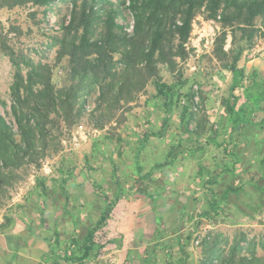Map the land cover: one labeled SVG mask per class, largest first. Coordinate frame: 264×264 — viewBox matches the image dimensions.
Segmentation results:
<instances>
[{
    "label": "rangeland",
    "instance_id": "1",
    "mask_svg": "<svg viewBox=\"0 0 264 264\" xmlns=\"http://www.w3.org/2000/svg\"><path fill=\"white\" fill-rule=\"evenodd\" d=\"M84 1L53 0L45 8L30 2L12 5L13 0H0V111L8 121L15 123L16 129L11 87L17 70L21 68L27 76L35 67L49 75L56 88H69L77 82L71 75V64L62 47L66 34L62 27L77 12V23L84 29ZM111 1L122 2V14L133 29L135 20L128 6L130 1ZM98 5L104 7L101 2ZM88 12L91 13L89 29L96 37L104 24L101 18L92 15L91 8ZM204 19L216 20L219 26L215 34L217 40L222 30L221 16L208 18L205 13H199L185 45L191 55L181 63L185 76L190 78L188 87L195 92L193 110L196 118L193 125L198 133L183 132L181 107L177 108L168 135L151 138L142 153L141 162L148 171L156 162L167 159L172 145H176L178 158L173 164L158 170L151 181L140 184L137 191L124 195L109 221V227L100 233L99 239L107 243L103 255L85 264L176 263L183 257L179 245L182 239L183 246L191 252L190 264H202L208 256L213 257V264H221L224 258H232L238 264L245 259L253 264L254 257L260 259L258 263L264 264V193L252 183L246 185L241 195H231V203L226 210L229 217L214 224L199 216V211L206 204L204 184L208 171H213L223 160V147L215 146L211 137L216 132L220 141L225 137V122L221 119L222 99L233 81L231 71L214 57L216 40L209 48L205 46V39L200 42ZM231 39L230 35L227 48ZM123 65L119 62L115 67L120 69ZM241 66L246 68L247 77L244 86L240 87V103L253 102L250 114L256 123L248 129L250 141L247 144L241 141L240 146L246 150L243 167L246 171L239 177H233L236 184L243 178L258 180L263 175L254 154L264 147V81L252 89L253 100L246 92L251 83L250 75L255 70L264 77L262 32L256 35L254 46L245 52ZM160 71L162 78L170 82L169 68L162 65ZM90 91V112L83 113L79 124L71 129L65 127L63 131L49 124V138L38 133V144L42 145L39 148L51 153L38 165H31L26 157L21 158L19 168H10L0 160V165L9 174L0 180L1 239L17 225L25 230L32 225L47 239H51L53 231L59 227L65 245L75 229L82 235L86 227L100 217L105 195L112 196L117 191L115 164L119 166L118 177L125 188L136 182V153L140 138L150 128H161L163 113L156 108V99L149 97L156 95L155 84L149 82L134 101L122 102L108 115L103 111L109 110V105L98 109L95 91ZM22 105V116L30 118L27 103ZM31 117L32 121L38 122ZM19 140L22 139L19 137ZM44 143L49 148L44 149ZM253 159L255 161L251 163ZM64 171L72 173L66 184L69 199L62 188ZM39 181H45L47 195L44 191L39 192ZM142 187L147 188L146 191L141 192ZM41 216L45 218L44 224H41ZM191 233H194L193 241L188 240ZM209 247L215 250V254H208ZM48 250L47 242V247H34L30 252L26 249L25 253L34 255L31 256L33 259H42Z\"/></svg>",
    "mask_w": 264,
    "mask_h": 264
},
{
    "label": "trees",
    "instance_id": "2",
    "mask_svg": "<svg viewBox=\"0 0 264 264\" xmlns=\"http://www.w3.org/2000/svg\"><path fill=\"white\" fill-rule=\"evenodd\" d=\"M52 1L13 0L12 5L30 2L36 7L46 8ZM129 1L128 6L132 9L135 20L133 29L122 14L121 1L85 0L84 29H81L77 23L79 20L77 12L73 13L70 22L62 27L66 33L62 47L71 64V75L77 82L69 88H56L50 81L51 77L35 67L27 76L20 68L15 72V81L11 87L18 129L15 128V123L8 121L0 111V160L10 168H19L21 158L26 157L29 158L31 165H38L51 154L39 148L42 145L38 144L40 139L38 133L49 138L47 136L49 124L50 127L53 126L52 128L60 131L65 127L71 129L79 124L83 113L90 112L88 99L90 90L95 91V98L99 101L98 109L106 104L109 105V110L103 111L108 115L111 114V109L118 108L122 102L134 101L136 95L141 93L149 82H153L156 86V95L149 97L156 99V108L163 113L161 128L158 130L150 128L144 131L140 138L136 153L138 171L136 182L125 188L118 177L119 166L115 164L114 174L118 181V189L112 196L105 195V204L100 217L90 223L82 235L78 229H75L65 245L62 243L59 227L56 228L53 237L46 238L49 250L42 256L40 264H85L88 260L101 257L107 243L99 239L100 233L109 227V221L124 195L137 191L136 188L140 184L146 183L147 180L151 181L158 170L173 164L179 156L176 145H172L164 162H156L145 171L141 157L151 138L168 135L179 107H181L180 126L184 129L183 132H197V128L193 125L196 118L193 110L196 102L195 92L192 87H188L190 78L185 76L181 63L191 55V51L185 45L191 36L194 19L199 13H205L208 18L221 16L222 30L217 37L213 54L223 67L233 74V81L222 99L221 119L225 122V137L220 141L217 132L211 137L215 146L223 147V160L213 171H208L209 176L204 184L206 204L199 211V216L214 224L229 217L226 210L230 206L231 195H241L248 183H252L264 193V147L256 150L254 154L263 175L258 180L243 178L238 184L233 178L239 177L243 171H246L243 168L246 150L240 145L242 140L245 144L250 141L248 129L251 124L256 123L250 114L253 102L240 103V87L244 86L247 77V70L241 66V61L245 52L254 46L256 35L262 32L264 38V0ZM100 2L104 7H99ZM103 2L108 4L104 5ZM89 8L94 13L92 15L101 18L104 24V28L96 37L89 29L88 21L91 16L88 12ZM230 35L231 45L227 48ZM117 56H120L118 61ZM119 62L124 64L120 69L115 67ZM162 65H166L170 70V82L165 81L161 76ZM261 81H264V77L255 70L250 75V87L246 90L252 100L254 96L252 89L258 87ZM24 103H27L30 118L24 119L22 116L21 108ZM31 116L38 122L32 121ZM19 137L22 140H19ZM43 148L49 147L44 143ZM71 175L72 173L67 171L62 175V188L67 199L69 193L66 184ZM8 176L9 174L0 165V180ZM39 184H41L39 192L44 191L47 195L48 188L45 181H39ZM146 189L142 187L140 191L144 192ZM44 221L45 218L42 216V224ZM73 224L75 226V222ZM31 231L36 232L34 229ZM194 233L188 235V240H194ZM110 242L114 241L110 239ZM183 244L182 239L179 245L183 257L176 263L170 264H190L191 252ZM207 251L208 254H215V250L211 247ZM259 260L258 257H254L253 264H260ZM213 262V257L208 256L202 264H213ZM221 264L238 263L232 258H224ZM241 264H252V262L248 263V260L244 259Z\"/></svg>",
    "mask_w": 264,
    "mask_h": 264
},
{
    "label": "crops",
    "instance_id": "3",
    "mask_svg": "<svg viewBox=\"0 0 264 264\" xmlns=\"http://www.w3.org/2000/svg\"><path fill=\"white\" fill-rule=\"evenodd\" d=\"M16 228L18 229L15 230ZM31 229L35 230L32 225H29L26 230L22 227L19 229L17 225L10 233L4 234L3 239L0 238V246H3L2 249L0 248V264H40L41 257L33 259L31 256L34 255H30L29 252L34 247L42 245L47 247L46 237L36 230V232L31 231ZM26 249L30 250L26 252L27 254L25 253Z\"/></svg>",
    "mask_w": 264,
    "mask_h": 264
},
{
    "label": "built area",
    "instance_id": "4",
    "mask_svg": "<svg viewBox=\"0 0 264 264\" xmlns=\"http://www.w3.org/2000/svg\"><path fill=\"white\" fill-rule=\"evenodd\" d=\"M202 22L204 23V26H203L204 33L200 37V42H202L205 39L206 40L205 46L209 48L210 47L209 45H212L214 41L216 40L215 34L219 26L217 25V22L214 19H209V20L204 19ZM191 40H194V39L191 38ZM197 46L198 45H196V47Z\"/></svg>",
    "mask_w": 264,
    "mask_h": 264
}]
</instances>
